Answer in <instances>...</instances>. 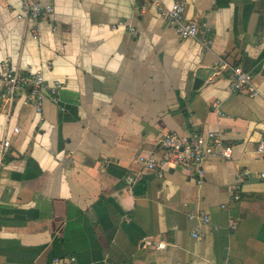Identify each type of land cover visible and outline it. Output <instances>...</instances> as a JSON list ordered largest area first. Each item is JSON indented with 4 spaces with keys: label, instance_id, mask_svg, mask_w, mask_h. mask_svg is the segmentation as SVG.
Listing matches in <instances>:
<instances>
[{
    "label": "crops",
    "instance_id": "crops-1",
    "mask_svg": "<svg viewBox=\"0 0 264 264\" xmlns=\"http://www.w3.org/2000/svg\"><path fill=\"white\" fill-rule=\"evenodd\" d=\"M36 1L54 7L37 23L17 18L22 0H0V65L50 62L63 86L40 120L26 93L2 100L0 78V139L12 141L0 264H264V0H185L210 28L198 39L144 0ZM220 59L251 71L260 94L231 91ZM162 131H215L232 157L205 158L201 183L197 169L159 176L140 157L160 155Z\"/></svg>",
    "mask_w": 264,
    "mask_h": 264
},
{
    "label": "built area",
    "instance_id": "built-area-1",
    "mask_svg": "<svg viewBox=\"0 0 264 264\" xmlns=\"http://www.w3.org/2000/svg\"><path fill=\"white\" fill-rule=\"evenodd\" d=\"M148 3H154L157 6L160 14L166 21L175 28L176 32L181 38H196L205 30H210L207 23H200L196 19H188L186 17V2L185 0H175L171 5L167 6L162 0H144L142 5L144 7ZM54 11L52 4H45L36 0H22V10L17 14V18L24 21H33L35 23L43 19H48ZM33 37H39L38 27L33 28ZM130 31L137 35V30L130 26ZM207 44H211L212 40L207 39ZM218 65L231 71L230 90L233 92L247 93L251 96L260 94V90L255 83L254 74L245 69L240 64L232 65L220 59ZM51 63L41 67L40 69L24 73L19 67L2 62L0 65V78L3 83V92L1 98L4 102L9 104L14 103L15 99L22 93H26L28 101L32 104L39 115L40 120L43 119V103L49 95L56 98L63 82L56 78L47 79L46 72L50 69ZM216 109L220 107V102L214 103ZM19 127H14V132L18 133ZM12 141L10 138L0 139V164L3 163L6 156L10 153ZM158 146L160 155L152 152L150 156H141V162L149 169L157 171L159 176H163L167 168L181 167L188 171L197 169L198 182L203 181L205 171L203 169V161L209 156H219L224 159H229L233 154V147L224 142L221 134L215 131L207 133L196 131L190 136H180L173 132L162 131L159 137ZM257 152L264 155V129L257 146ZM255 171L250 168H245L239 173V177L250 176ZM261 178H264V172L258 173ZM130 182L133 178L129 179ZM236 198H240L236 194ZM208 222L210 217L206 213L191 212L190 217H196ZM2 215L0 213V222ZM235 227V225H233ZM199 235L198 232L194 233ZM164 242L158 243V248L165 247ZM56 262L61 260L57 258ZM75 261L72 257L70 262ZM218 264H232L230 261H225Z\"/></svg>",
    "mask_w": 264,
    "mask_h": 264
},
{
    "label": "water",
    "instance_id": "water-1",
    "mask_svg": "<svg viewBox=\"0 0 264 264\" xmlns=\"http://www.w3.org/2000/svg\"><path fill=\"white\" fill-rule=\"evenodd\" d=\"M202 82V79L201 78H197L196 79V87H198V85Z\"/></svg>",
    "mask_w": 264,
    "mask_h": 264
}]
</instances>
